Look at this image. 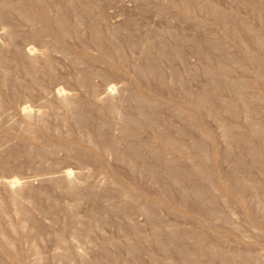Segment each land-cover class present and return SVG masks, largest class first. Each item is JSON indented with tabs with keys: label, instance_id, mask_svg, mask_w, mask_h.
<instances>
[{
	"label": "rangeland",
	"instance_id": "374dc122",
	"mask_svg": "<svg viewBox=\"0 0 264 264\" xmlns=\"http://www.w3.org/2000/svg\"><path fill=\"white\" fill-rule=\"evenodd\" d=\"M0 264H264V0H0Z\"/></svg>",
	"mask_w": 264,
	"mask_h": 264
},
{
	"label": "bare ground",
	"instance_id": "6f19581e",
	"mask_svg": "<svg viewBox=\"0 0 264 264\" xmlns=\"http://www.w3.org/2000/svg\"><path fill=\"white\" fill-rule=\"evenodd\" d=\"M23 2V1H22ZM25 2V1H24ZM71 3V2H70ZM31 4V3H30ZM19 5V4H18ZM20 6V5H19ZM30 7V6H29ZM19 8V7H18ZM21 8H23V7H21ZM17 9V8H16ZM32 9V8H31ZM76 9H77V7H76ZM79 9V8H78ZM25 11V10H24ZM28 11V10H27ZM34 11V10H33ZM31 12H32V10H31ZM78 12V11H77ZM76 12V13H77ZM79 13V12H78ZM34 14V13H33ZM37 15H38V13H36ZM64 14V13H63ZM36 15V16H37ZM65 15V14H64ZM66 16V15H65ZM69 16V15H68ZM35 17V16H34ZM67 17V16H66ZM33 17H31V19H32ZM60 18V17H59ZM34 19V18H33ZM62 19H64V18H62ZM70 21V20H69ZM66 23V22H65ZM68 25V24H67ZM232 26V25H231ZM235 27V26H234ZM232 29V28H231ZM257 35V34H256ZM263 37H259V39H262ZM257 54V53H256ZM254 57V56H253ZM247 58V57H246ZM257 58V57H256ZM157 59V58H156ZM254 60V59H253ZM256 60V59H255ZM256 61H258V60H256ZM255 62V61H254ZM148 63H150V61L148 62ZM261 63V62H260ZM151 65H153V64H151ZM262 68V67H261ZM260 71V70H259ZM215 72V71H214ZM216 73V72H215ZM218 73V72H217ZM259 73V72H258ZM261 73V72H260ZM239 85H241V84H239ZM240 86H238V88H239ZM237 88V89H238ZM241 88H243V86L241 87ZM240 90V89H239ZM243 90V89H242ZM241 90V91H242ZM204 96V95H203ZM165 133V132H164ZM166 134H168V133H166ZM170 135V134H169ZM163 136V135H162ZM167 136V135H166ZM168 137H166V139H167ZM166 139H164V140H166ZM170 141H172V140H170ZM236 141H238V140H236ZM172 143H174V142H172ZM180 143V142H179ZM200 143V142H199ZM170 144V143H169ZM172 145V144H171ZM173 146V145H172ZM180 146V145H179ZM178 147V146H177ZM176 147V148H177ZM199 147V146H198ZM202 148H203V145H202ZM180 149V148H179ZM177 155V154H176ZM162 160V159H161ZM176 161V160H175ZM158 162V161H157ZM174 164H175V162H173ZM152 164V163H151ZM153 164H154V162H153ZM163 164H165V163H163ZM151 166V165H150ZM166 166V165H165ZM179 166V165H178ZM180 167V166H179ZM183 167V166H182ZM168 168H169V166H168ZM178 168V167H177ZM185 168V167H184ZM158 169V168H157ZM156 169V170H157ZM178 170V169H177ZM182 170H184V169H182ZM172 172H173V170H172ZM178 174V173H177ZM186 174H187V172H186ZM190 174V173H189ZM175 175V174H174ZM177 176V175H176ZM185 176V175H184ZM182 177V176H181ZM178 180H179V178H178ZM194 185V184H193ZM194 186H196V185H194ZM188 188V187H187ZM194 187H192V189H193ZM197 189V188H196ZM195 188H194V190H196ZM189 190V189H188ZM198 191V190H197ZM191 192H192V190H191ZM196 192V191H195ZM184 193V192H183ZM199 193V192H198ZM197 193V194H198ZM195 196V195H194ZM186 197V196H185ZM202 197H203V195H202ZM201 197V198H202ZM204 198H206V196L204 197ZM206 200V199H205ZM195 203V202H194Z\"/></svg>",
	"mask_w": 264,
	"mask_h": 264
}]
</instances>
